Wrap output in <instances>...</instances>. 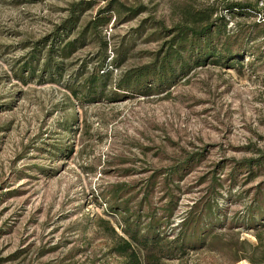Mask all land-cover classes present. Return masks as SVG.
Returning <instances> with one entry per match:
<instances>
[{
  "label": "rangeland",
  "instance_id": "374dc122",
  "mask_svg": "<svg viewBox=\"0 0 264 264\" xmlns=\"http://www.w3.org/2000/svg\"><path fill=\"white\" fill-rule=\"evenodd\" d=\"M77 2L87 8L67 39L79 43L68 57L56 48L63 65L47 72ZM238 2L258 9L226 8ZM100 10L109 20L94 29ZM202 11L248 58L191 60L147 95L117 88ZM103 55L111 73L86 102ZM123 205L141 230L159 220L167 240L197 222L187 233L200 242L161 264H264V0H0V264H122Z\"/></svg>",
  "mask_w": 264,
  "mask_h": 264
},
{
  "label": "trees",
  "instance_id": "16d2710c",
  "mask_svg": "<svg viewBox=\"0 0 264 264\" xmlns=\"http://www.w3.org/2000/svg\"><path fill=\"white\" fill-rule=\"evenodd\" d=\"M80 4V2H77L71 5L68 17L62 21L58 30L56 29V32L53 33L52 40H58L59 42L58 44L55 43L57 45L56 47L51 45L47 50V60L43 63V69L45 71L59 73L63 65L62 62L51 60V53L56 52V48L60 57H68L76 48L77 43H79L77 38L67 39V36L74 29L78 20V15L75 12H80L87 8L86 5L81 7ZM116 6L118 7L115 9L119 12L123 5L119 4ZM244 7H250L253 10L258 9L255 6L251 7V5H243L239 2L233 3L226 8L243 11L242 9ZM103 11L100 10L94 18L89 20L87 25H93L92 27L96 29V26L106 24L109 19L104 15ZM187 14L193 24L192 27L189 29L180 26L177 27L175 36L170 40L169 46L160 59L155 60L151 64L135 69H128L123 72L118 79V89L130 91L134 87H137L140 88L137 89V93L147 95L156 84H167L168 81L179 75V73H185L190 68L189 62L191 60L193 64H198L205 60H212L214 63H221L233 67L236 64H241L244 58H248V56L244 57L246 55L244 52L249 51L248 49H246L247 51L238 52L232 49L234 43H232V38L225 31V23L214 26L215 24L210 21V11L188 12ZM220 18L222 19V17ZM200 21L204 22V27L201 26L200 28L199 26H195ZM59 29L60 32H58ZM38 56L39 49H33L28 59V70L31 74L34 73ZM110 68L112 67L108 66L106 56L103 55L99 64L92 70L90 77L82 82L81 89L84 93L81 97L86 102H93L99 97L95 96L98 87L101 88L99 92L102 93L106 83L105 81L111 73ZM71 94L77 97V89H71ZM121 212L123 225L119 226L128 238L117 236L118 241L115 244L114 252L124 257L122 264H161L160 262L165 258H173L177 254H185L187 252L186 247L189 244L190 246H195L196 243L200 242L197 237H195L196 240H191L195 235L194 233H187L188 228L197 226V222H194L191 218L184 219L175 237L167 240L163 236H159V220L152 218L151 222L143 228L144 230H141L137 221L138 217H130L129 215L131 214L128 213L127 206L123 205ZM109 228L115 234L113 228L111 226Z\"/></svg>",
  "mask_w": 264,
  "mask_h": 264
}]
</instances>
